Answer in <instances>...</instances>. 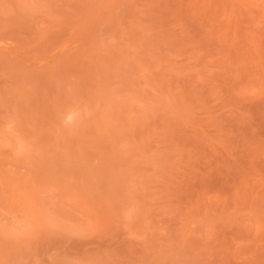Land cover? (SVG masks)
Here are the masks:
<instances>
[{"label":"rangeland","instance_id":"1","mask_svg":"<svg viewBox=\"0 0 264 264\" xmlns=\"http://www.w3.org/2000/svg\"><path fill=\"white\" fill-rule=\"evenodd\" d=\"M0 264H264V0H0Z\"/></svg>","mask_w":264,"mask_h":264}]
</instances>
